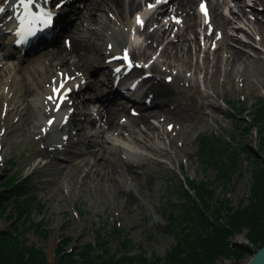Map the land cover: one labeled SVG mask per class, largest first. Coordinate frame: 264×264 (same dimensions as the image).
<instances>
[{"label":"rangeland","instance_id":"obj_1","mask_svg":"<svg viewBox=\"0 0 264 264\" xmlns=\"http://www.w3.org/2000/svg\"><path fill=\"white\" fill-rule=\"evenodd\" d=\"M242 1L246 2V0ZM196 7L195 4L194 9ZM247 9H245L246 13H249ZM255 9L262 11L264 0L263 5L258 4ZM234 11L237 9L234 8ZM224 13L232 19L228 10H224ZM247 19L252 20L253 16L248 14ZM258 19L264 26V19L260 16ZM240 21L246 23V18ZM234 22L233 25L244 26L243 23L239 24V21ZM179 26L181 27L182 24L178 18L175 29H179ZM245 28L247 33L243 35L232 30L227 31L229 35L233 34L234 38H240L243 43L250 45L249 48L226 39L220 41L229 42L235 48L242 47L241 50L249 56L244 65L236 64L228 68L231 71L229 76L220 72L214 79L211 76L214 70L208 66L206 72L204 70L194 72V62L197 67L204 66L205 49H207L209 65L213 62L212 57L214 58L211 54L213 43L209 45L208 42L204 45L200 42V36L205 31H201L200 28L197 29L198 51L193 52V48H190L191 55L188 59L190 67L187 69L180 67L182 61L186 60L181 53L177 54L179 61L172 60L175 68L184 69L188 80H178L172 76L173 72L156 75L155 82L158 86L170 89L173 94L171 99L166 101L169 104L168 108L164 107L168 113V120L162 126H158L156 119L151 120L157 126V130L151 134L153 139L150 144L161 146L165 153L158 156L150 155L148 164H140L137 173L133 171L131 174V177L154 180V185L149 183L144 190L139 189L143 199L140 201V206H135L133 209L124 208L114 197L111 184L106 177L110 175L107 170L106 176L100 177L95 174L96 169L102 171L101 163L96 165V162L106 155L101 151L97 152L99 149L95 147H92V150L97 152L96 156L86 154L84 145L88 144L87 140L76 143L75 124L84 127L82 134L102 132L106 130L102 117L97 114L92 115L98 120L91 127L80 121L65 122L60 134L50 135L49 144L55 139H61V135L65 138L70 136L68 140H64L69 141L71 145L66 148L69 152L60 150L54 154L56 158L53 160L44 148V143L35 140L33 128L28 124L29 120L26 121L23 117L16 118L14 115L6 120L2 108L6 98L12 96V91H9L7 85H1L3 79H0V192L7 187L4 186L5 180L14 177L21 184L26 195L32 197L29 215L31 220L42 221L43 227L47 229L45 237H38L30 231L25 232L27 244L42 248L46 261L51 263L56 245L63 238H68L65 249L73 252L85 243L93 242L99 235L103 238L109 237L113 225H116L121 229L122 234L130 239L132 244L130 253L141 250L148 258L163 257L175 243L173 235L165 231L168 223L166 215L171 205L186 204V198L182 195L186 178L196 182L200 180L212 182L215 203L216 198L222 200L223 197L233 209H243L251 205L255 201L251 191L252 174L257 168V161L262 159L257 151V133L255 130L245 131V128L250 124L257 100L261 98L264 101V30L258 37L251 25ZM208 31L211 33L212 41L219 40L221 31L214 24L208 25ZM97 32H101V28ZM170 34L164 35L162 42L168 39ZM7 45L5 41V48ZM220 55L222 57L226 55L224 50ZM10 61L14 63V59L11 58ZM225 68L221 64V70ZM167 75L173 79L171 83H167ZM88 84H91V79ZM151 87L153 90V86ZM85 95L89 96L91 93ZM155 103L163 105L165 102L157 99ZM45 106L47 109L50 108L49 104ZM240 109L244 111L240 112ZM152 110L148 109L145 113ZM79 118L80 116L77 119ZM159 120L162 121L163 116ZM46 121V116L38 117L36 122L34 120L35 123ZM168 124H172L170 130ZM211 134H216L222 141L231 142L233 147L240 151L238 165L228 181L216 179L218 169L213 163L205 165L198 155L201 137ZM55 143L54 146H58L57 142ZM88 164L94 167L90 171H85ZM124 183L130 187L137 186L134 179L126 178ZM36 202L40 204L39 209L35 207ZM12 216V204L6 202L0 208V232L11 230V227L15 226L16 221ZM246 234L247 230L241 229L239 233L229 238L232 248L248 247L249 249L245 251L240 261L221 258L214 264H247L253 254L261 248L252 245ZM110 246L113 248V243Z\"/></svg>","mask_w":264,"mask_h":264},{"label":"bare ground","instance_id":"obj_2","mask_svg":"<svg viewBox=\"0 0 264 264\" xmlns=\"http://www.w3.org/2000/svg\"><path fill=\"white\" fill-rule=\"evenodd\" d=\"M254 1V5H263L262 0ZM15 2L16 9L22 11L19 0ZM199 2L205 3L207 14L200 10ZM141 3H144L143 8ZM145 3H150L154 9L146 18L140 19L142 23H138L139 16L136 14H139L140 10L146 12L150 7V4ZM195 4L196 9H194ZM247 7L250 8V4L242 0H89L83 5L82 14L74 24L66 46L34 56H22L21 53L18 56L9 45L5 48V43L0 40V79H3L1 85H7L9 91H12V96L6 98L2 108L6 120L13 115L16 118L23 117L24 120H29L28 124L33 128L35 140L42 141L47 153L55 160L54 154L58 152V149L49 148L47 143L50 140L49 136L61 129V122L65 119V115L59 116L60 110L66 111L72 108L73 118H70L73 121L78 122L83 117L82 120L87 121L91 126L98 120L92 115H99L103 119L106 130L82 134L84 127L76 123V143L87 140L88 144L84 145L86 154L96 156L97 152L101 151L106 155L96 162V165L101 163V170L104 171L96 169L95 174L100 177L106 176L107 170L110 175L106 177L117 201L127 209L138 207L143 199L140 191L144 190L149 183L154 185V180L131 177V174L133 171L137 173L140 164H148L150 155L158 156L165 153L161 146L150 144L153 139L151 134L157 130V126L151 120L156 119L158 126H162L168 120V113L164 107L168 108L169 104L166 101L173 95L170 89L158 86L155 82L156 75L173 72L172 76L178 80H188L184 69L175 68L172 60L179 61L177 54L181 53L186 60L182 61L180 67L185 69L190 67L188 64L190 48H193V52L198 51L197 29L201 27L205 29L209 24H214L221 31L219 40L213 42L214 47L211 52L214 56L213 62L208 64L207 51L204 50V66L197 67L194 62V72L201 70L206 72V68L210 67L214 70L211 76L215 79L220 72L227 73L229 76L231 71L228 68L236 64L244 65L249 56L241 49L249 48L250 45L243 43L240 38H234L233 34L229 35L227 30L241 35L247 33L243 26L233 25L236 20L239 24L243 23L245 27L251 25L253 32L258 37L261 35L264 26L258 18L260 16L264 19V12L258 13L255 8L249 10ZM234 8L237 11H234ZM245 9L249 10V13H246ZM41 10L49 12L47 2L35 0L32 11L39 13ZM66 10V15H69L71 8ZM224 10H228L232 19L224 13ZM248 14L253 16L252 20L247 19ZM171 17L181 18L180 29L172 31L175 20L169 19ZM243 18H246V23L240 21ZM100 28L101 32H97ZM170 32V37L162 42L163 36ZM202 35L201 40L207 42L210 35L205 32ZM222 39L242 47L239 49L229 42H220ZM222 50L226 53L223 57L220 55ZM124 52H129L139 62L150 63L148 82L153 86V90L151 87L149 92L155 100L165 102L162 106L156 104L148 108L141 105L138 106L139 112L132 116L128 106L121 104L118 97L100 98L99 93L108 94L110 86H108V79L98 78L97 72L110 78L112 75L110 69L114 67V62H121L115 61L116 56ZM153 56L157 57L155 61H152ZM11 58L14 59V63L10 61ZM221 64L226 67L223 71ZM141 73L142 71L137 70L134 75ZM94 74H96L94 82L89 87L86 85L87 80ZM114 74L118 79L133 76V73L130 75L131 73L124 71V66L121 72H114ZM67 76L68 79H66ZM89 90L92 95L88 98L78 95ZM55 91H58V97L54 102ZM46 95L52 99L49 98L50 101H48ZM58 100H62L61 105L57 104ZM48 103L49 109L45 106ZM93 104L94 106L91 107ZM148 109L153 110L145 113ZM48 115L55 117L52 122L35 123L38 117L45 118ZM79 116L80 118L77 119ZM162 116L163 120L158 121ZM70 146L68 145V148ZM92 147L99 150L96 152L92 150ZM93 167L92 164H88L85 171H90ZM126 178L134 179L137 186L130 187L126 183L123 184ZM192 196L195 197L193 193ZM172 206L182 209V205L173 204Z\"/></svg>","mask_w":264,"mask_h":264},{"label":"trees","instance_id":"obj_3","mask_svg":"<svg viewBox=\"0 0 264 264\" xmlns=\"http://www.w3.org/2000/svg\"><path fill=\"white\" fill-rule=\"evenodd\" d=\"M253 130L258 135L257 151L262 159L257 161L252 174L251 191L255 201L246 208L233 209L223 197L213 202L212 182L187 179L189 190L182 189L186 204L181 210L171 205L166 215L165 231L173 235L175 243L163 257L148 258L141 250L130 253V239L113 225L109 237L99 235L73 252L65 249L68 238H63L56 245L53 261L48 263L42 248L27 244L24 237L27 231L38 237H45L47 233L42 221H32L29 216L32 197L26 195L14 177L7 178L4 182L7 187L0 192V208L10 202L16 222L11 230L0 232V264H214L221 258L240 261L249 249L232 248L229 238L241 229L247 230L246 238L252 245L258 249L264 246V101L261 98L255 103L253 117L245 128L248 132ZM198 155L205 165L213 163L218 169L216 179L228 181L238 165L240 151L231 142L211 134L201 137ZM35 207L39 209L40 204L36 202Z\"/></svg>","mask_w":264,"mask_h":264},{"label":"snow or ice","instance_id":"obj_4","mask_svg":"<svg viewBox=\"0 0 264 264\" xmlns=\"http://www.w3.org/2000/svg\"><path fill=\"white\" fill-rule=\"evenodd\" d=\"M34 4L35 0H19V5L24 9V12L20 17H18V19L20 20L21 25H24L25 21H27V24L29 25L26 29L28 36H34L38 30L37 28L32 27L33 25L39 24L42 27H49L52 23V13L44 12L43 10L39 13L33 12L32 6ZM201 9L204 11L203 5H201ZM3 11L4 9L0 8V12ZM137 22L142 23L139 17H137ZM124 59L127 60V56H125ZM116 71L119 72L120 69H116ZM50 99L52 98L50 97Z\"/></svg>","mask_w":264,"mask_h":264},{"label":"water","instance_id":"obj_5","mask_svg":"<svg viewBox=\"0 0 264 264\" xmlns=\"http://www.w3.org/2000/svg\"><path fill=\"white\" fill-rule=\"evenodd\" d=\"M247 264H264V246L253 254L251 260Z\"/></svg>","mask_w":264,"mask_h":264}]
</instances>
